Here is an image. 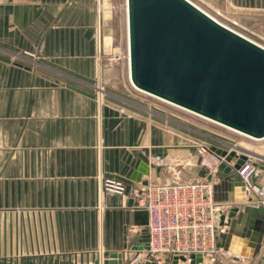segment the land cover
Masks as SVG:
<instances>
[{
  "label": "crops",
  "instance_id": "0c3cea01",
  "mask_svg": "<svg viewBox=\"0 0 264 264\" xmlns=\"http://www.w3.org/2000/svg\"><path fill=\"white\" fill-rule=\"evenodd\" d=\"M199 1L264 39V0ZM112 12V0H0V264H94L110 252L125 264L146 249L148 213L131 191L101 197L100 179L204 175L199 139L181 121L107 93L101 74L121 53L107 27ZM235 145L264 163V151ZM225 194L238 197L240 186Z\"/></svg>",
  "mask_w": 264,
  "mask_h": 264
},
{
  "label": "water",
  "instance_id": "95a60500",
  "mask_svg": "<svg viewBox=\"0 0 264 264\" xmlns=\"http://www.w3.org/2000/svg\"><path fill=\"white\" fill-rule=\"evenodd\" d=\"M126 12L129 77L136 89L245 137L264 140L263 44L193 0H126ZM205 144L224 157L219 170L225 177L215 186V199L234 203L217 220V247L236 261L257 259L255 264H264V205L242 204L246 186L239 169L249 155ZM143 166L148 167L139 160L137 169L143 172ZM233 184L240 186L238 197L225 194ZM123 257L120 252L98 253L94 264H122ZM189 259V264L203 263L201 254Z\"/></svg>",
  "mask_w": 264,
  "mask_h": 264
},
{
  "label": "built area",
  "instance_id": "2783aa9c",
  "mask_svg": "<svg viewBox=\"0 0 264 264\" xmlns=\"http://www.w3.org/2000/svg\"><path fill=\"white\" fill-rule=\"evenodd\" d=\"M193 1L220 21L235 28L212 13L199 0ZM232 149L241 151L236 145H231L228 150ZM196 152L204 175L194 180L184 179V172L176 174L170 182L150 180L145 183H128L113 177L100 179L101 197L124 196L131 191L137 208L145 209L148 213V248L131 252L125 264H173L175 258H178L177 264H189L191 254H201L202 264H229L227 258L232 255L217 247V220L221 213L234 206V203L215 199V186L220 181L221 173L219 165L224 157L213 152L204 142L199 143ZM241 152L249 155V160L239 169L246 186L245 201L242 204L264 205V168L261 167L264 163L253 160L252 152ZM152 162L163 166L166 158L157 156ZM182 256L187 260H181Z\"/></svg>",
  "mask_w": 264,
  "mask_h": 264
},
{
  "label": "rangeland",
  "instance_id": "374dc122",
  "mask_svg": "<svg viewBox=\"0 0 264 264\" xmlns=\"http://www.w3.org/2000/svg\"><path fill=\"white\" fill-rule=\"evenodd\" d=\"M112 19L107 24L111 35L113 36L114 46L120 50V59L113 62L103 71L101 77L106 81L105 87L110 97L131 109L153 110L160 115L169 116L175 120L181 121L187 129L191 130L193 137L199 139V142L211 143L225 149L231 145L242 143L243 145L253 146L259 151H264V140H250L236 132H233L214 122L185 111L172 104L164 102L146 93L136 89L129 77V67L127 59V12L126 0H112ZM251 38L264 44V39L259 37ZM218 143V144H217Z\"/></svg>",
  "mask_w": 264,
  "mask_h": 264
},
{
  "label": "trees",
  "instance_id": "16d2710c",
  "mask_svg": "<svg viewBox=\"0 0 264 264\" xmlns=\"http://www.w3.org/2000/svg\"><path fill=\"white\" fill-rule=\"evenodd\" d=\"M218 144V143H217Z\"/></svg>",
  "mask_w": 264,
  "mask_h": 264
}]
</instances>
